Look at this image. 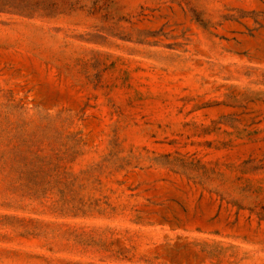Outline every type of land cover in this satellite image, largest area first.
<instances>
[{"label":"rangeland","instance_id":"obj_1","mask_svg":"<svg viewBox=\"0 0 264 264\" xmlns=\"http://www.w3.org/2000/svg\"><path fill=\"white\" fill-rule=\"evenodd\" d=\"M0 264H264V0H0Z\"/></svg>","mask_w":264,"mask_h":264}]
</instances>
